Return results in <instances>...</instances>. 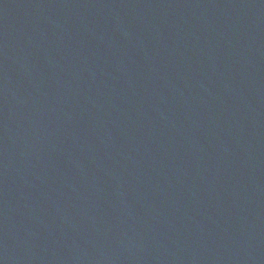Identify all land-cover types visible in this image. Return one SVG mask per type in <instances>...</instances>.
I'll return each mask as SVG.
<instances>
[{
	"label": "water",
	"instance_id": "95a60500",
	"mask_svg": "<svg viewBox=\"0 0 264 264\" xmlns=\"http://www.w3.org/2000/svg\"><path fill=\"white\" fill-rule=\"evenodd\" d=\"M0 264H264V0H0Z\"/></svg>",
	"mask_w": 264,
	"mask_h": 264
}]
</instances>
